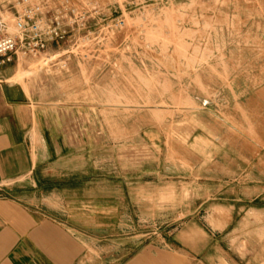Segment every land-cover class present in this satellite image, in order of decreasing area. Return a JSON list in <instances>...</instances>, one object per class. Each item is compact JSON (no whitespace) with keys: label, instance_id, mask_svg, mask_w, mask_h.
I'll return each mask as SVG.
<instances>
[{"label":"rangeland","instance_id":"obj_1","mask_svg":"<svg viewBox=\"0 0 264 264\" xmlns=\"http://www.w3.org/2000/svg\"><path fill=\"white\" fill-rule=\"evenodd\" d=\"M96 1L101 22L10 63L13 81L74 112L61 116L76 145L63 165L89 163L92 196L121 199L126 241L172 236L194 219L255 263L264 256V0ZM76 188L69 195H85Z\"/></svg>","mask_w":264,"mask_h":264},{"label":"crops","instance_id":"obj_2","mask_svg":"<svg viewBox=\"0 0 264 264\" xmlns=\"http://www.w3.org/2000/svg\"><path fill=\"white\" fill-rule=\"evenodd\" d=\"M13 78L12 65L0 66V190L17 194L0 196V264H264L194 219L172 236L126 241L121 199L92 196L89 163H62L76 148L60 124L62 113L74 117L70 105L36 98ZM77 185L84 196L69 195Z\"/></svg>","mask_w":264,"mask_h":264},{"label":"built area","instance_id":"obj_3","mask_svg":"<svg viewBox=\"0 0 264 264\" xmlns=\"http://www.w3.org/2000/svg\"><path fill=\"white\" fill-rule=\"evenodd\" d=\"M96 0H0V66L36 58L90 20L104 19Z\"/></svg>","mask_w":264,"mask_h":264}]
</instances>
